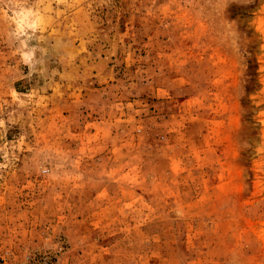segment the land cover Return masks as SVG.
Here are the masks:
<instances>
[{
  "label": "rangeland",
  "instance_id": "374dc122",
  "mask_svg": "<svg viewBox=\"0 0 264 264\" xmlns=\"http://www.w3.org/2000/svg\"><path fill=\"white\" fill-rule=\"evenodd\" d=\"M0 264H264V0H0Z\"/></svg>",
  "mask_w": 264,
  "mask_h": 264
}]
</instances>
